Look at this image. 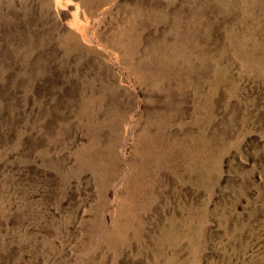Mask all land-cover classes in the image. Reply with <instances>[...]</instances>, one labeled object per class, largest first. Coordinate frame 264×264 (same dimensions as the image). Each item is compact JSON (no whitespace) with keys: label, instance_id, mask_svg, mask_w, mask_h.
<instances>
[{"label":"rangeland","instance_id":"obj_1","mask_svg":"<svg viewBox=\"0 0 264 264\" xmlns=\"http://www.w3.org/2000/svg\"><path fill=\"white\" fill-rule=\"evenodd\" d=\"M0 264H264V0H0Z\"/></svg>","mask_w":264,"mask_h":264}]
</instances>
